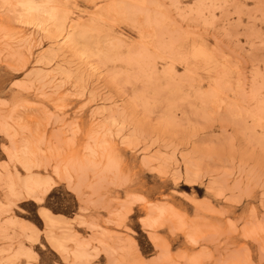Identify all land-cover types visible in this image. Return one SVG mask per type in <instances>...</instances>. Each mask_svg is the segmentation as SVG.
<instances>
[{
  "label": "rangeland",
  "instance_id": "obj_1",
  "mask_svg": "<svg viewBox=\"0 0 264 264\" xmlns=\"http://www.w3.org/2000/svg\"><path fill=\"white\" fill-rule=\"evenodd\" d=\"M23 1L0 0V264H264V0Z\"/></svg>",
  "mask_w": 264,
  "mask_h": 264
},
{
  "label": "bare ground",
  "instance_id": "obj_2",
  "mask_svg": "<svg viewBox=\"0 0 264 264\" xmlns=\"http://www.w3.org/2000/svg\"><path fill=\"white\" fill-rule=\"evenodd\" d=\"M45 1V0H44ZM14 2V1H13ZM21 2V1H20ZM40 2V1H39ZM43 2V1H42ZM46 2V1H45ZM44 2V3H45ZM43 3V4H44ZM17 4H19V3H17ZM42 3H38V2H36V0H25V1H23L21 4H20V6H21V8H22V11H24L26 14H28L29 16H32V20H34V18H36L37 17V15L38 14H40V13H42V12H44V11H46V7L43 5ZM14 6V5H13ZM47 6V5H46ZM14 7H16V4H15V6ZM20 8V7H19ZM19 12H20V10H18ZM54 11V10H53ZM52 11V12H53ZM51 12V13H52ZM55 12H57V11H55ZM44 14V13H43ZM58 14L59 15H61V13H59L58 12ZM27 15V16H28ZM50 15V14H49ZM57 14H55V16H56ZM64 14H62V16H63ZM22 16H23V14H22ZM25 16V15H24ZM42 15H40L39 17H41ZM46 16H47V14H46ZM34 17V18H33ZM53 17V15L51 16V18ZM65 17H66V15H65ZM25 18V17H24ZM49 18V17H48ZM56 18V17H55ZM55 18H54V20H55ZM64 20H65V18L64 17H62ZM30 19H31V17H30ZM53 19V18H52ZM58 19V16H57V18H56V21H58L57 20ZM59 21H61V18H60V16H59ZM62 19V20H63ZM29 20V19H28ZM51 20V19H50ZM63 20V21H64ZM38 21V20H37ZM36 21V22H37ZM53 21V20H52ZM55 21V23H57V25H58V23L59 22H56ZM63 21H61L60 23H63L62 25H65V21L63 22ZM26 22V21H25ZM29 22V21H28ZM54 23V24H55ZM59 23V24H60ZM30 24H31V20H30ZM74 25V24H73ZM79 26V25H78ZM77 26V27H78ZM83 26V25H82ZM58 27H60L61 29H63L62 27L63 26H61V24L58 26ZM71 27H72V24H71ZM65 28V27H64ZM62 33V32H61ZM68 33V32H67ZM88 37V36H87ZM170 41V40H169ZM163 43V42H162ZM194 50H196L195 48H194ZM192 52V51H191ZM195 52V51H194ZM190 59V58H189Z\"/></svg>",
  "mask_w": 264,
  "mask_h": 264
}]
</instances>
